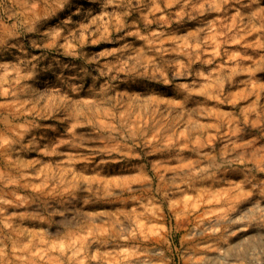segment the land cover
Instances as JSON below:
<instances>
[{"label":"rangeland","instance_id":"obj_1","mask_svg":"<svg viewBox=\"0 0 264 264\" xmlns=\"http://www.w3.org/2000/svg\"><path fill=\"white\" fill-rule=\"evenodd\" d=\"M0 264H264V0H0Z\"/></svg>","mask_w":264,"mask_h":264}]
</instances>
